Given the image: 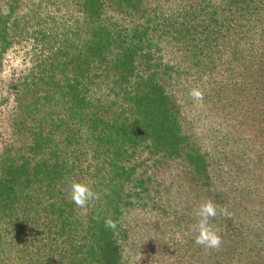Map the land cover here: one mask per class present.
I'll return each instance as SVG.
<instances>
[{"label": "trees", "instance_id": "trees-1", "mask_svg": "<svg viewBox=\"0 0 264 264\" xmlns=\"http://www.w3.org/2000/svg\"><path fill=\"white\" fill-rule=\"evenodd\" d=\"M15 48L0 264H264V0H5Z\"/></svg>", "mask_w": 264, "mask_h": 264}, {"label": "clouds", "instance_id": "clouds-1", "mask_svg": "<svg viewBox=\"0 0 264 264\" xmlns=\"http://www.w3.org/2000/svg\"><path fill=\"white\" fill-rule=\"evenodd\" d=\"M194 100H201L203 94L198 89H192L189 93ZM96 198V194L86 185L79 182H73L71 185V200L77 206H84L90 199ZM218 214L231 216L227 208L219 207L212 200H206L201 203L195 212V223L192 225V231L195 233L194 242L205 248H219L222 237L219 230L212 223V218ZM107 226L114 227L112 221H107Z\"/></svg>", "mask_w": 264, "mask_h": 264}, {"label": "rangeland", "instance_id": "rangeland-1", "mask_svg": "<svg viewBox=\"0 0 264 264\" xmlns=\"http://www.w3.org/2000/svg\"><path fill=\"white\" fill-rule=\"evenodd\" d=\"M28 5V4H26ZM5 0H0V8H4ZM67 15L74 14L72 6H64L61 11ZM0 72V95L6 94V88L15 76L19 75L24 69L29 67V60L25 56L23 49L15 48L4 58ZM11 120V111L7 105L0 104V147L6 142L8 126ZM203 120V119H202ZM198 128H202L204 122H197Z\"/></svg>", "mask_w": 264, "mask_h": 264}]
</instances>
